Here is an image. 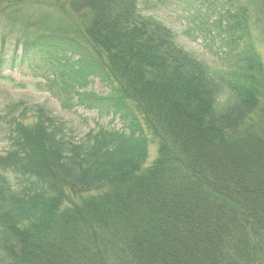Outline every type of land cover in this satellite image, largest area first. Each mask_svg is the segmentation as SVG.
Returning <instances> with one entry per match:
<instances>
[{
	"label": "trees",
	"instance_id": "1",
	"mask_svg": "<svg viewBox=\"0 0 264 264\" xmlns=\"http://www.w3.org/2000/svg\"><path fill=\"white\" fill-rule=\"evenodd\" d=\"M200 2L190 11L188 0H0V24L16 26L24 52L37 49L51 66L43 75L49 88L58 84L61 106L122 123L78 141L42 104L8 106L0 264H264V67L252 45H238L248 14L239 7L216 21L223 32L212 41L227 47L210 66L153 13L179 6L214 27L215 7ZM37 5L73 25L25 22ZM225 31L234 35L223 39ZM85 73L110 77L117 94H94ZM135 108L158 141L147 167Z\"/></svg>",
	"mask_w": 264,
	"mask_h": 264
},
{
	"label": "rangeland",
	"instance_id": "2",
	"mask_svg": "<svg viewBox=\"0 0 264 264\" xmlns=\"http://www.w3.org/2000/svg\"><path fill=\"white\" fill-rule=\"evenodd\" d=\"M190 5L188 10H196L194 5L198 2H208L209 5L213 4L215 10L213 11L214 22L224 20V15L227 11L235 13L239 7L244 8L248 14L247 28L241 34L242 40L239 41V46L252 45L257 51L260 60L264 67V19L260 16L259 8H257L256 0H188ZM261 3H264L261 1ZM178 5V4H176ZM200 6V5H199ZM178 7V10H177ZM169 7L168 10L153 11L154 15L163 20L173 31L176 33L177 41L189 52L192 53L197 59L204 61L207 65L216 66L218 60L214 55L220 53L223 46L221 40L213 42L212 37H216L217 32H223V27L219 24L214 27L201 28L200 23L194 24L191 19L183 13V8L179 6ZM181 10H180V9ZM165 10V11H164ZM190 10V11H191ZM27 11V8H26ZM263 11V10H261ZM178 12V13H177ZM264 12V11H263ZM151 13V12H148ZM152 13V14H153ZM212 14V13H211ZM45 20L36 22L39 29L54 28L59 31H68L73 25L67 16L58 11L49 10L45 6H33L27 12L26 19ZM33 21V20H32ZM76 23V22H75ZM22 26V25H21ZM209 30V31H208ZM214 31V32H210ZM40 31V30H39ZM22 31L15 27H8L0 24V118L6 113L8 106L14 104L17 107H32L34 104H42L45 108L57 115L65 125V133L75 140L84 138L85 134L96 127L103 126L105 128H120L122 123L118 117H113L112 114H98L95 109H88L83 106H77L72 109L63 108L56 97L58 84L49 88V82H45L43 72H46L47 63L40 61V55L37 49L28 50L24 52L23 44H26L21 37ZM214 35H211V34ZM239 33V32H238ZM240 34V33H239ZM224 38L228 39L234 35L228 31L224 32ZM28 44V43H27ZM28 47V46H27ZM84 72V71H83ZM88 76L91 81L89 87L91 92L98 96H105L107 93L117 94V84L110 77L100 80L91 74H84ZM19 110H16L18 112ZM134 113L137 115L138 120L145 133L148 142V154L144 166L152 164L157 154L158 141L153 130L148 126L146 120L142 117L141 113L135 108ZM35 121L33 115L26 117V124H31ZM6 124L0 122V154L5 152L8 148ZM242 155L246 158L257 156L256 153L250 148H243ZM232 159L235 156L232 155ZM193 262L199 260V256H192ZM192 264V262H187Z\"/></svg>",
	"mask_w": 264,
	"mask_h": 264
}]
</instances>
